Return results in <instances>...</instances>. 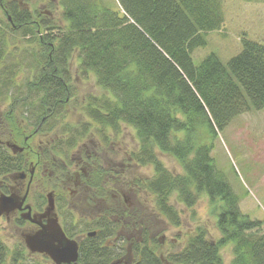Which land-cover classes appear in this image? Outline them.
<instances>
[{"label": "trees", "instance_id": "16d2710c", "mask_svg": "<svg viewBox=\"0 0 264 264\" xmlns=\"http://www.w3.org/2000/svg\"><path fill=\"white\" fill-rule=\"evenodd\" d=\"M116 1L123 13L95 0H61L63 18L69 23L67 30L54 35L51 31L56 27L50 23L44 26L49 32L37 35L38 23L28 11L12 1L6 8L0 0L7 26L22 29L23 35L31 34L42 48V69L26 86L27 92L33 93L35 123L45 117L41 130L67 102L68 62L77 50L82 68L92 71L97 84L114 96L87 105L88 116L114 131L120 123L134 128L138 149L131 157L140 165H152L154 170L153 177L137 183L154 196V209L178 225L177 212L168 203L172 193L176 192L187 206L194 205L198 193H206L211 203L220 205L217 227L221 238L209 241L201 231L181 250L161 256L144 233L138 240L130 239L126 250L118 233L125 226L121 217L128 212L117 206L105 210L92 223L87 233L93 230L95 235L86 233L80 240L79 263L125 264V256L130 264H224L219 247L231 242L233 259L229 264H264V235L259 233V222L241 213L239 197L210 155L217 130L243 112L264 107V45L244 38L240 52L226 63L210 53L196 65L192 51L206 43L207 32L220 29L224 22L222 0ZM0 67V90L8 91L11 67ZM8 114L16 125L12 109ZM75 138L66 145L71 147ZM54 150L50 149L55 154ZM156 150L173 156L183 174H171L158 160ZM48 152L44 148L41 161H49L51 175L62 179L67 169L53 166ZM24 156H10L0 148V178L21 171L26 163ZM96 172L99 176L102 171ZM63 221L66 235L74 238L77 231L72 216L67 215ZM23 251L24 247L12 251L7 261L8 248L0 238V264L50 263L26 261Z\"/></svg>", "mask_w": 264, "mask_h": 264}, {"label": "rangeland", "instance_id": "374dc122", "mask_svg": "<svg viewBox=\"0 0 264 264\" xmlns=\"http://www.w3.org/2000/svg\"><path fill=\"white\" fill-rule=\"evenodd\" d=\"M11 1L32 15V20L39 26L35 29L37 35L49 32L44 26L50 23L56 27L51 31L54 35L66 31L69 26L63 18L61 0H4L6 8ZM95 1L123 13L116 0ZM222 13L224 22L220 29L207 32L206 43L192 51L194 64H199L210 53L226 63L240 52L244 38L264 45V0H222ZM16 28L14 25L7 26V15L0 5V37L4 35L5 40L0 65L11 67L12 71L8 91L0 90V145L20 147L28 143L35 150L48 149L51 161L67 164L62 179L51 175L50 167L47 173L39 167L26 203L36 205L38 196L46 202L47 194L53 193V212L63 227V219L67 215L72 216L73 227L77 231L74 239L78 241L105 210L120 206L128 212L121 217L122 223L128 227H122L118 233L125 241L122 245L126 250L130 239L138 240L144 233L152 239L161 256L181 250L188 239L201 231L204 238L217 242L221 238L217 227L220 205L211 203L206 193H198L192 206L181 202L176 192L172 193L168 203L177 212L178 225L172 224L154 209V196L140 186L144 179L153 177V166L140 165L131 157V153L138 149L134 128L120 123L118 130L114 131L98 125L88 116L87 105L112 100L114 96L97 84L92 71L82 68L77 50L68 62L70 90L67 102L28 142L24 141V137L30 135L37 125V114L32 107L33 93H28L26 86L37 78L42 69V48L31 34L23 35V30ZM11 109L16 125L8 119ZM73 136L76 137L75 142L71 147L67 146ZM53 147L55 154L50 151ZM25 149L22 151L26 152ZM86 154L89 157L84 160ZM156 155L171 174H183L181 164L173 156L159 150H156ZM210 155L215 168L239 197L241 213L259 222V233L264 235V107L243 112L222 130H217ZM29 163L26 171L31 169L32 164ZM96 170L102 171L99 176ZM138 181L141 183L138 184ZM26 182V179L15 181L14 174H9L6 186L10 188L14 185L17 193L23 195ZM43 204L42 210H45L47 204ZM17 217L15 211L0 217V238L8 248L7 261L12 251L24 247L26 261H50L48 264H54L43 254L27 249L24 236L34 232L36 226L28 221L19 222ZM219 253L224 264H229L233 259L232 243L222 244ZM130 257L133 258V255ZM124 260L125 264L131 262L125 256Z\"/></svg>", "mask_w": 264, "mask_h": 264}, {"label": "water", "instance_id": "95a60500", "mask_svg": "<svg viewBox=\"0 0 264 264\" xmlns=\"http://www.w3.org/2000/svg\"><path fill=\"white\" fill-rule=\"evenodd\" d=\"M25 172H20L14 177L23 179ZM28 190L22 196L14 193L0 194V217L9 214L17 209H26L21 217L37 223V219L31 216L30 206L22 205L26 199ZM46 212L41 216H48L46 224L42 225L34 232L24 236V244L32 253H42L47 255L54 264H80L78 261V243L76 240L68 238L60 226L55 216H49L54 209L53 194H47ZM95 231H89L88 236L95 235Z\"/></svg>", "mask_w": 264, "mask_h": 264}, {"label": "flooded vegetation", "instance_id": "af4514ba", "mask_svg": "<svg viewBox=\"0 0 264 264\" xmlns=\"http://www.w3.org/2000/svg\"><path fill=\"white\" fill-rule=\"evenodd\" d=\"M44 120H45V117H43L40 120V122L35 126V128L33 129L32 133L30 135H27V136L24 137V141L25 142H28V139L29 138H32V135H34L36 132H38V130H39L40 126H41V123ZM14 134H15V132H14ZM0 148L5 149L7 151V153H9L10 156H15L16 153H22V154L25 155L24 158H25V162L26 163L24 164V168L21 171L22 172H25L26 176L23 179H19V178H15V177H14V179H15V181H24L25 179L27 180L26 185H25V191L28 190V193H27L26 199L24 201V204H22V205H29L30 206L31 216L34 217V218H36L38 222L37 223H34V222H31L29 219H23L21 216L23 214H25V212H26V209H24V208L17 209V210H15V212H16V214H18L17 220H19V221H28L32 225L36 226V230H37L43 224L45 225L46 222H47V219H48V216L47 215L44 216V217L41 216V215H43L46 212V208H45V210H42V206L44 205L43 203H46L47 204V199H46V202H44L43 199H42V197L41 196H38L36 198V200H37L36 201V205L34 204V206H32L31 204L26 203V200H27V197L29 195L30 186L33 184L34 178L37 177V173H38L37 170L40 169L39 167H42L43 168V172L44 171H46V173L48 172V167L49 166H48L47 163L49 161H47V160H46V162L41 161L42 158H43V154H44V148H42L40 151H39V149L35 150L33 147H30L28 145V143L25 144V145H23V146H20V147H17V146H15L13 144H7L5 146L4 145H0ZM25 148L27 149V151H26ZM23 149H25L26 152L22 151ZM79 156H81V158H82V154L81 153H79ZM88 157H89V155L86 154L83 159L85 160ZM31 158L33 160H31ZM28 162H30L29 164H32V165H31V169H29L28 171H26L27 169L25 170V168H26ZM53 166H57V168L60 169V168H63V167L66 168L67 167V164H65L63 162V164L61 165L60 163L58 164V163H56L54 161L53 162ZM6 179L7 178H0V194L14 193V194H16V195L19 196L20 194L17 193V189H16V187L14 185H10V188H8L6 186L7 185ZM20 196H22V195H20ZM53 199H54V208H55V198H54V196H53ZM53 211H54V209H53ZM53 211L51 212V214L49 216L50 217L51 216H55L58 219L57 215ZM58 222L60 223L62 229L64 230V227L61 224V222H60L59 219H58ZM68 238H71V237L68 236ZM81 239H79V241H78V239H76V241L78 243V252H79V242H80ZM44 256L47 257V258H49L47 255H44Z\"/></svg>", "mask_w": 264, "mask_h": 264}, {"label": "bare ground", "instance_id": "6f19581e", "mask_svg": "<svg viewBox=\"0 0 264 264\" xmlns=\"http://www.w3.org/2000/svg\"><path fill=\"white\" fill-rule=\"evenodd\" d=\"M20 196V195H19Z\"/></svg>", "mask_w": 264, "mask_h": 264}]
</instances>
